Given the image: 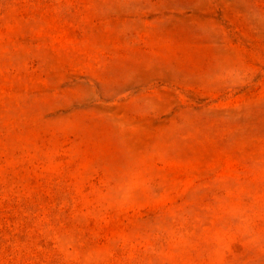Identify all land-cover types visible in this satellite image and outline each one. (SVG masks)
<instances>
[{
  "label": "rangeland",
  "instance_id": "rangeland-1",
  "mask_svg": "<svg viewBox=\"0 0 264 264\" xmlns=\"http://www.w3.org/2000/svg\"><path fill=\"white\" fill-rule=\"evenodd\" d=\"M0 264H264V0H0Z\"/></svg>",
  "mask_w": 264,
  "mask_h": 264
}]
</instances>
